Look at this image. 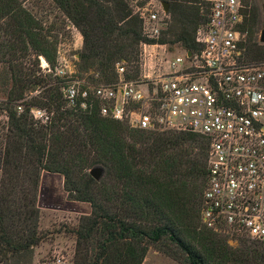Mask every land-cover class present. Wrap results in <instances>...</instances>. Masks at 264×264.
<instances>
[{
    "label": "trees",
    "instance_id": "obj_1",
    "mask_svg": "<svg viewBox=\"0 0 264 264\" xmlns=\"http://www.w3.org/2000/svg\"><path fill=\"white\" fill-rule=\"evenodd\" d=\"M23 1L0 0V38L5 37L0 58L10 56L12 64L17 51L32 48L37 65L39 57L54 64L56 43ZM54 1L82 31L78 65L96 69L106 84L118 83V63L126 68V81L140 80L143 44L181 43L200 52L196 32L210 12L203 0H163L180 18V31L169 41L144 35L129 0ZM249 13L241 27L242 48L249 62L264 63V44L257 40L261 14L256 7ZM132 62L137 74L129 69ZM10 68L14 91L5 108L9 127L0 151V264H31L34 249L47 241L38 206L43 171L63 175L68 198L91 206L74 229V264H144L151 248L180 264H264V241L248 246L251 239L244 236L242 247L235 248L202 225L210 147L205 137L133 129L103 116L98 102L87 110L69 109L60 85L36 71L24 73L20 65ZM38 90L19 112L16 101ZM34 108L53 114L50 123L40 125ZM96 166L106 168L100 181L90 174Z\"/></svg>",
    "mask_w": 264,
    "mask_h": 264
},
{
    "label": "built area",
    "instance_id": "obj_2",
    "mask_svg": "<svg viewBox=\"0 0 264 264\" xmlns=\"http://www.w3.org/2000/svg\"><path fill=\"white\" fill-rule=\"evenodd\" d=\"M203 2L210 12L196 32L200 52L185 49L166 60L168 73L148 81L152 88L143 85L147 74L143 82L126 81L121 63L117 84L74 80L73 67L61 63L53 73L66 83L62 93L71 109L87 110L98 102L103 116L128 121L133 129L173 128L205 137L210 147L204 226L264 241V63L249 62L242 48L249 0ZM150 6L140 11L143 31L158 39L167 24L165 3ZM160 46L166 57L172 53L167 44ZM41 264L72 263L58 256Z\"/></svg>",
    "mask_w": 264,
    "mask_h": 264
},
{
    "label": "rangeland",
    "instance_id": "obj_3",
    "mask_svg": "<svg viewBox=\"0 0 264 264\" xmlns=\"http://www.w3.org/2000/svg\"><path fill=\"white\" fill-rule=\"evenodd\" d=\"M182 3H187L185 0H180ZM179 1V2H180ZM134 12L140 17V11L142 12L144 8L151 5V8L159 9V5L163 3H168L163 0H129ZM23 6L26 10L31 12L32 15L38 20L40 25L45 29V33L49 36L52 43H56V61L51 64L46 58L39 57V65H37L36 53L32 48L24 54L21 51H17L18 59L11 60L7 57L5 60L0 58V151L4 149L6 145V133L9 127V116L5 108L7 107V100L10 96V92L13 90V80L11 79L13 69L11 66L20 65L25 69L24 73L32 74L36 71L38 75H44L48 79V82L53 85H60L63 91V87L66 83H62L61 80L54 76V68L61 63V65L72 66L74 70V80L85 81L92 84H106L100 80V75L98 71L94 68L89 70H84L78 65L79 53H81L84 46V37L80 28L76 27L73 22L67 17V15L59 8L58 4L54 0H24ZM264 0H249L247 3L246 18L249 11L256 7L261 14L262 26L259 34L257 35V40L260 42V35L263 29V13H264ZM171 4H169V12H167L166 22L164 30L161 33L160 38H167L170 40H175L177 34L180 31V21H177L179 17H175L170 13ZM166 11V10H165ZM250 14V13H249ZM177 18V19H176ZM180 19V18H179ZM246 21V20H245ZM172 31V32H171ZM176 31L175 35L174 32ZM256 35V34H255ZM158 37V39H160ZM245 39V38H244ZM5 37L0 38V42H3ZM173 40V41H174ZM244 41V40H243ZM263 44V43H261ZM145 49V44L141 46V56H140V80L143 82L144 75L147 74V79L143 82V85L147 86L148 81H152L154 78L158 77L160 73L166 74L168 70L164 71L166 60L175 58L176 55H182L185 48L181 43H168V48L172 53L166 54L164 48L160 45V42L156 44H147ZM6 51V48H2ZM246 49V48H245ZM244 49V54L246 50ZM248 53V52H247ZM246 56V54H245ZM247 59V56H246ZM4 60L5 62L1 61ZM44 60L47 62L46 66ZM134 62L130 63L129 69L132 74H137L136 68L133 65ZM157 80H160V77ZM9 77V78H8ZM50 85V86H53ZM156 86V85H155ZM144 87V86H143ZM148 87L152 88V84ZM147 87V88H148ZM149 90V89H147ZM14 91V90H13ZM41 93L38 90L33 93H26L25 97L16 101L17 108L19 112H23L24 103H27L31 97L36 96ZM65 100V99H64ZM67 108L71 109L67 103ZM35 112H32L34 119L39 122L40 125H47L50 123V118L53 116L46 109L34 108ZM39 111H42L40 113ZM127 122L128 121H124ZM129 124V123H128ZM165 131H178L173 128H168ZM161 130H155V132H165ZM180 132H190V131H180ZM208 165V163H207ZM103 167V166H100ZM105 168V167H104ZM106 169V168H105ZM106 174V173H105ZM105 176V175H104ZM104 178V177H103ZM102 178V179H103ZM101 179V180H102ZM65 177L61 174H53L48 171H43L41 175L40 191L38 196V206L41 209V228L48 233L47 241L42 243L40 246L34 249V256L31 264H41L45 261H53L58 256H66L69 263L74 264L77 242L74 229L77 227L79 219L91 212V206L87 203H80L68 198V193L64 188ZM202 222V219H201ZM202 225L204 223L202 222ZM215 232L214 230H212ZM218 233V232H215ZM228 241V243L235 247L241 248L243 241H246L243 237L246 235H232V233L222 232L218 233ZM247 242L248 246L252 244ZM254 246V244H252ZM144 264H180L171 258H168L157 251L155 248H151L147 259Z\"/></svg>",
    "mask_w": 264,
    "mask_h": 264
},
{
    "label": "water",
    "instance_id": "obj_4",
    "mask_svg": "<svg viewBox=\"0 0 264 264\" xmlns=\"http://www.w3.org/2000/svg\"><path fill=\"white\" fill-rule=\"evenodd\" d=\"M264 9V6H263ZM165 10L166 12H169V4L165 3ZM263 18H264V13H263ZM260 42L264 44V21H263V29L261 31V35H260ZM106 173V169L104 167H100V166H96L94 167L90 174L91 176L96 179L97 181H100L104 175Z\"/></svg>",
    "mask_w": 264,
    "mask_h": 264
},
{
    "label": "bare ground",
    "instance_id": "obj_5",
    "mask_svg": "<svg viewBox=\"0 0 264 264\" xmlns=\"http://www.w3.org/2000/svg\"><path fill=\"white\" fill-rule=\"evenodd\" d=\"M46 63H47V62L44 60V64H45V66L47 65Z\"/></svg>",
    "mask_w": 264,
    "mask_h": 264
},
{
    "label": "crops",
    "instance_id": "obj_6",
    "mask_svg": "<svg viewBox=\"0 0 264 264\" xmlns=\"http://www.w3.org/2000/svg\"><path fill=\"white\" fill-rule=\"evenodd\" d=\"M90 214V213H89ZM85 215H88V214H85Z\"/></svg>",
    "mask_w": 264,
    "mask_h": 264
}]
</instances>
